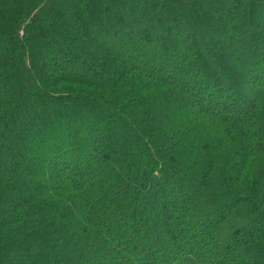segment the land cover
Segmentation results:
<instances>
[{
    "label": "trees",
    "instance_id": "16d2710c",
    "mask_svg": "<svg viewBox=\"0 0 264 264\" xmlns=\"http://www.w3.org/2000/svg\"><path fill=\"white\" fill-rule=\"evenodd\" d=\"M0 264H264V0H0Z\"/></svg>",
    "mask_w": 264,
    "mask_h": 264
}]
</instances>
